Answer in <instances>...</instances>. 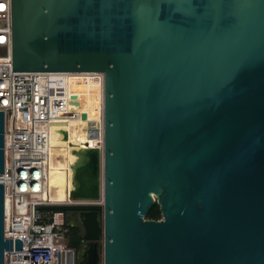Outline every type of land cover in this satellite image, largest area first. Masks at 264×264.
<instances>
[{
    "label": "water",
    "instance_id": "obj_1",
    "mask_svg": "<svg viewBox=\"0 0 264 264\" xmlns=\"http://www.w3.org/2000/svg\"><path fill=\"white\" fill-rule=\"evenodd\" d=\"M10 16L12 71L104 75L102 153L79 152L69 191L103 206H39L78 227L77 264L99 240L101 264H264V0H10ZM3 134L0 111V264Z\"/></svg>",
    "mask_w": 264,
    "mask_h": 264
},
{
    "label": "built area",
    "instance_id": "obj_2",
    "mask_svg": "<svg viewBox=\"0 0 264 264\" xmlns=\"http://www.w3.org/2000/svg\"><path fill=\"white\" fill-rule=\"evenodd\" d=\"M10 0H0V111L4 121V168L2 185L8 210H4V238L12 247L4 251V264H74L75 249L66 243L70 223L64 210L39 209V206L96 204L93 201L51 200L48 175L56 150L63 147L52 142L66 141L69 132L63 126L79 121L71 111L70 100H80L68 89V79L82 78L101 87V128L83 149L95 148L99 157L103 148L104 75L100 71H12L10 34ZM65 129V128H64ZM101 132V138H100ZM67 147V145L65 146ZM48 210V211H45ZM20 247L14 248V240Z\"/></svg>",
    "mask_w": 264,
    "mask_h": 264
},
{
    "label": "bare ground",
    "instance_id": "obj_3",
    "mask_svg": "<svg viewBox=\"0 0 264 264\" xmlns=\"http://www.w3.org/2000/svg\"><path fill=\"white\" fill-rule=\"evenodd\" d=\"M86 80L77 77L68 79L69 91L76 93L80 99H71L69 104L71 111L79 113V121L72 123L70 127L63 126V130L69 132V139L66 138V141H60L58 137H55L52 140L55 144L63 147L61 150L54 152L57 154L51 161L48 175V192L51 200L57 202L66 200L74 185L72 167L80 160L79 152L83 150L80 144L85 140L92 142V139L95 138L93 131H98V128H101V106H98L101 87H98L97 82L90 81V78ZM66 145L67 147H65ZM4 202L5 213H7L8 201L5 199ZM70 223L72 224L71 221ZM84 248L85 245H82L79 249L78 261L82 260Z\"/></svg>",
    "mask_w": 264,
    "mask_h": 264
},
{
    "label": "trees",
    "instance_id": "obj_4",
    "mask_svg": "<svg viewBox=\"0 0 264 264\" xmlns=\"http://www.w3.org/2000/svg\"><path fill=\"white\" fill-rule=\"evenodd\" d=\"M146 218L148 219H159L160 218V211H159L157 204L154 203L149 208L148 212L146 213ZM71 229H72V233H71L72 240L69 242V245L73 246L74 248H77L79 243L81 242V237L77 235L76 228H71Z\"/></svg>",
    "mask_w": 264,
    "mask_h": 264
},
{
    "label": "flooded vegetation",
    "instance_id": "obj_5",
    "mask_svg": "<svg viewBox=\"0 0 264 264\" xmlns=\"http://www.w3.org/2000/svg\"><path fill=\"white\" fill-rule=\"evenodd\" d=\"M70 221L72 222V224H73V220H71L70 219ZM71 228H76L75 226H73V225H71V226H69V229H68V231H67V235H68V237L70 238V241L72 240V237H71V233H72V229ZM78 228V227H77ZM76 228V229H77ZM79 230V229H78ZM77 230V235L80 237V233H79V231ZM66 235V236H67ZM84 244V241L81 239V242L79 243V245H78V247L77 248H75V253H76V260H75V263L74 264H77V260H78V252H79V249L81 248V246ZM95 264H100V262H99V258L97 257V259H96V261H95Z\"/></svg>",
    "mask_w": 264,
    "mask_h": 264
},
{
    "label": "rangeland",
    "instance_id": "obj_6",
    "mask_svg": "<svg viewBox=\"0 0 264 264\" xmlns=\"http://www.w3.org/2000/svg\"><path fill=\"white\" fill-rule=\"evenodd\" d=\"M154 200L156 201L157 198L155 197ZM45 211H48V210H45ZM99 216H101V213L99 214ZM160 218H161V216H160ZM160 218H159V219H160ZM143 219H147V218L144 217ZM73 226H75V227L77 228V226H76L75 224H73ZM68 229H69V228H68ZM77 230H78V228H77ZM78 231H79V230H78ZM65 241H66V243L68 244V246H70V245H69L70 238L68 237V235L66 236V240H65ZM101 245H102L101 240H99V241H98V246H99V248H98V254H99V257H98V258H99V262H100V264H101V247H102ZM71 247H73V246H71ZM73 248H74V247H73ZM74 249H75V248H74Z\"/></svg>",
    "mask_w": 264,
    "mask_h": 264
}]
</instances>
